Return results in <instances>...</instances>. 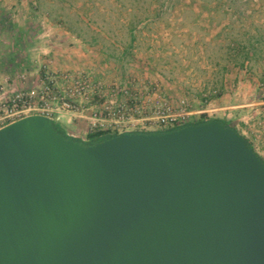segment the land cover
<instances>
[{"label":"water","instance_id":"water-1","mask_svg":"<svg viewBox=\"0 0 264 264\" xmlns=\"http://www.w3.org/2000/svg\"><path fill=\"white\" fill-rule=\"evenodd\" d=\"M0 264H264V159L215 117L64 137L0 127Z\"/></svg>","mask_w":264,"mask_h":264},{"label":"rangeland","instance_id":"rangeland-1","mask_svg":"<svg viewBox=\"0 0 264 264\" xmlns=\"http://www.w3.org/2000/svg\"><path fill=\"white\" fill-rule=\"evenodd\" d=\"M71 136L215 117L264 159V0H0V127Z\"/></svg>","mask_w":264,"mask_h":264},{"label":"trees","instance_id":"trees-1","mask_svg":"<svg viewBox=\"0 0 264 264\" xmlns=\"http://www.w3.org/2000/svg\"><path fill=\"white\" fill-rule=\"evenodd\" d=\"M54 120L56 121V129L62 134L64 135V137L68 138L70 137L71 135L68 133V130H67V127L66 125L61 122L60 120H57L54 118ZM203 121H197V122H191V123H187V124H198V123H201ZM187 124H184V125H187ZM227 124V123H226ZM182 126V125H180ZM180 126H175V127H171V128H168V130H173V129H177L179 128ZM139 132V131H138ZM120 132H115V133H110L112 136H115V135H118ZM107 133H104V132H100V133H97V134H91L89 137L91 138V140L89 141H93V142H96L97 140H100L101 139V136L102 135H105ZM75 140L77 141H82L83 139L80 138V137H75L73 136ZM252 145V144H251Z\"/></svg>","mask_w":264,"mask_h":264},{"label":"flooded vegetation","instance_id":"flooded-vegetation-1","mask_svg":"<svg viewBox=\"0 0 264 264\" xmlns=\"http://www.w3.org/2000/svg\"><path fill=\"white\" fill-rule=\"evenodd\" d=\"M91 140V139H90Z\"/></svg>","mask_w":264,"mask_h":264}]
</instances>
